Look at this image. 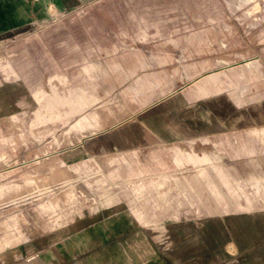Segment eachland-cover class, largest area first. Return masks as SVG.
Here are the masks:
<instances>
[{
    "label": "rangeland",
    "instance_id": "1",
    "mask_svg": "<svg viewBox=\"0 0 264 264\" xmlns=\"http://www.w3.org/2000/svg\"><path fill=\"white\" fill-rule=\"evenodd\" d=\"M25 9L0 33V251L55 239L81 217L132 211L163 234L180 216L264 207V0H26ZM210 72L218 95L189 100L186 89ZM144 73L164 76L146 107L145 87L130 89ZM78 87L94 102L56 112ZM87 116L99 132L83 131ZM225 157L247 158L249 173ZM224 250L239 254L231 241Z\"/></svg>",
    "mask_w": 264,
    "mask_h": 264
},
{
    "label": "crops",
    "instance_id": "2",
    "mask_svg": "<svg viewBox=\"0 0 264 264\" xmlns=\"http://www.w3.org/2000/svg\"><path fill=\"white\" fill-rule=\"evenodd\" d=\"M25 1L0 0V33L21 24L26 10ZM248 63L251 61L244 64ZM214 74L210 72L193 80L194 87L186 89V97L189 100H197L218 95V91L221 90L220 80ZM163 77V73H144L133 79L144 82V85L136 83L130 87L131 91L135 92L141 91L142 86L145 87L143 91L145 94L141 95L143 98L138 100L140 104L146 107L152 103V99L160 96L154 81L163 80ZM89 87L94 89V85ZM75 91L76 95L81 97V108L77 110L72 100ZM65 97L64 105L56 104V112L64 111L67 114L68 110L79 111L94 102L93 94L87 93L83 87L66 89ZM123 99L133 100L129 95ZM230 103L233 105V101ZM85 123L82 127L84 132L88 131L90 134L99 132L91 118L88 117ZM260 124L261 122L257 127L259 135ZM73 127L72 123L70 128ZM155 139L157 143L158 140L163 143L172 142L171 139L160 136H156ZM234 139L229 137L210 142L204 139L202 143L214 145L217 141ZM204 151L210 153L214 150L203 149L197 154ZM213 158L216 159L217 156L211 155L210 159ZM196 159L200 162L204 160L201 156ZM225 161L240 163L238 167L233 164L239 176L243 177L249 173L247 158L228 160L225 157ZM244 170L246 173L241 172ZM213 173V169L210 168V174ZM172 220L167 233L153 234L145 228L148 225L144 226L137 221L132 211L129 215L114 213L93 219L77 218L58 231L55 239L35 237L1 250L0 264H264V207L242 208L211 216L184 215ZM229 241L235 244L239 252L235 259H229L224 250V245Z\"/></svg>",
    "mask_w": 264,
    "mask_h": 264
},
{
    "label": "built area",
    "instance_id": "3",
    "mask_svg": "<svg viewBox=\"0 0 264 264\" xmlns=\"http://www.w3.org/2000/svg\"><path fill=\"white\" fill-rule=\"evenodd\" d=\"M226 251L227 253L232 254V255L236 254V249L232 244H228L226 246Z\"/></svg>",
    "mask_w": 264,
    "mask_h": 264
},
{
    "label": "bare ground",
    "instance_id": "4",
    "mask_svg": "<svg viewBox=\"0 0 264 264\" xmlns=\"http://www.w3.org/2000/svg\"><path fill=\"white\" fill-rule=\"evenodd\" d=\"M90 118V117H89Z\"/></svg>",
    "mask_w": 264,
    "mask_h": 264
}]
</instances>
